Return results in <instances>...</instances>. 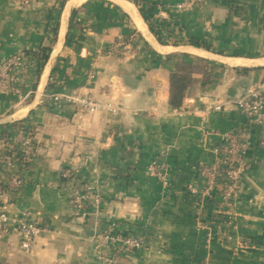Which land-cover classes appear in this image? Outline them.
Masks as SVG:
<instances>
[{
	"label": "crops",
	"instance_id": "0c3cea01",
	"mask_svg": "<svg viewBox=\"0 0 264 264\" xmlns=\"http://www.w3.org/2000/svg\"><path fill=\"white\" fill-rule=\"evenodd\" d=\"M117 1L0 0V63L25 56L16 74L22 109L17 96L0 93V154L17 150L23 132L36 149L8 208L14 232L0 244V264H100L96 236L107 232L148 240L118 264H264V114L250 125L234 106L264 89V0H202L194 9L177 8L187 0H138L148 18L164 10V25L177 26L172 39L161 31L165 45L130 0ZM191 39L210 52L188 47ZM43 50L50 54L42 65ZM179 61L205 72L174 111L170 78ZM58 93L119 113L85 116L52 104ZM212 106L222 111L207 112ZM227 133L246 137L249 166L231 229L211 207L197 218L187 189L201 187L198 172ZM154 162L169 170L168 187L150 173ZM65 170L72 180L61 179ZM83 186L94 187L100 203L79 215L74 196ZM23 214L53 231L29 254L15 233Z\"/></svg>",
	"mask_w": 264,
	"mask_h": 264
},
{
	"label": "built area",
	"instance_id": "2783aa9c",
	"mask_svg": "<svg viewBox=\"0 0 264 264\" xmlns=\"http://www.w3.org/2000/svg\"><path fill=\"white\" fill-rule=\"evenodd\" d=\"M202 0H187L178 5V9L199 8ZM164 10H160L156 20L159 22L160 31L176 34L177 26L164 25ZM162 18V19H161ZM164 28V29H162ZM25 70V56L16 55L7 61L0 63V93L7 91L17 96L19 103L15 110L22 109L21 90L17 86L16 74ZM49 101L55 106H72L78 109L82 115L105 113L117 115L119 109L110 104L101 103L91 97L78 95L52 94ZM234 106L250 125L258 123L264 114V89L252 88L247 94L238 99ZM207 112H220L221 106L206 108ZM245 136L227 133L220 137V145L214 150V162L202 167L198 172V178L202 185L196 188L188 185V192L193 197L196 216L200 219L205 214V209L211 207L214 210L215 220L222 227L231 229L236 226L239 195L242 180L249 166L244 159V153L248 149ZM4 153L0 154L1 158ZM36 156L35 137L30 132L21 133V139L17 150L12 151L10 157L2 167L7 177L0 180V244L4 243L14 232L8 208L12 207L14 196H17L24 188L23 174L33 164ZM152 176L163 186H169V170L159 162H154L149 167ZM63 180H72L73 174L65 170L60 174ZM74 196L76 212L79 215L85 213L87 206L99 205L100 198L94 187L83 186ZM15 233L20 239V251L29 254L38 237L49 236L53 233L47 225L40 226L27 214L20 216L17 221ZM98 241V254L100 264H118L123 256H131L148 248V240L142 236H123L113 232L101 233L96 236ZM108 252L109 255L106 254Z\"/></svg>",
	"mask_w": 264,
	"mask_h": 264
},
{
	"label": "trees",
	"instance_id": "16d2710c",
	"mask_svg": "<svg viewBox=\"0 0 264 264\" xmlns=\"http://www.w3.org/2000/svg\"><path fill=\"white\" fill-rule=\"evenodd\" d=\"M141 13L142 17L144 18L145 23L147 24L150 33L155 36L158 40V43L160 45H165L166 42L161 40V31L159 27V22L155 18H148L147 15L144 13V11L141 9L140 3L141 1L138 0H130ZM156 8V5L152 6V9ZM180 28V27H179ZM179 31V30H178ZM170 38H174L172 32L169 33ZM179 34H183V30L180 29ZM188 47H191L196 50H204L206 52H210V48L206 46H202L199 44L198 41L195 39L189 40L187 42ZM50 51L43 50L41 52V58L39 61L41 64H45L48 61ZM41 67L39 68V75L41 73ZM202 72H205V68L201 66H190L184 62H177L176 64V72L173 74L170 78V98H169V105L174 111H178L181 109L184 99L188 96L190 91L193 88L192 78L195 75L202 74ZM12 152L5 153L1 158V165H0V180H4L7 177V174L3 170V166L5 164V160L10 157Z\"/></svg>",
	"mask_w": 264,
	"mask_h": 264
},
{
	"label": "bare ground",
	"instance_id": "6f19581e",
	"mask_svg": "<svg viewBox=\"0 0 264 264\" xmlns=\"http://www.w3.org/2000/svg\"><path fill=\"white\" fill-rule=\"evenodd\" d=\"M115 1L118 2V3L120 4L119 1H117V0H115ZM124 7L126 8L127 11H131V10H132L131 8H129V7L125 6V5H124ZM132 15H133L134 19L136 20V17L134 16L133 13H132Z\"/></svg>",
	"mask_w": 264,
	"mask_h": 264
}]
</instances>
